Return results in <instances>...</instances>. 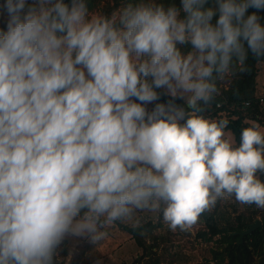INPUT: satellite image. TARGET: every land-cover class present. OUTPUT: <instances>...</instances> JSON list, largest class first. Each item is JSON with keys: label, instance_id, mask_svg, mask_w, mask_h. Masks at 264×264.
<instances>
[{"label": "clouds", "instance_id": "clouds-1", "mask_svg": "<svg viewBox=\"0 0 264 264\" xmlns=\"http://www.w3.org/2000/svg\"><path fill=\"white\" fill-rule=\"evenodd\" d=\"M2 7L0 264H58L66 237L97 241L133 210L183 230L228 195L264 209V131L236 142L204 114L235 63L264 57V0Z\"/></svg>", "mask_w": 264, "mask_h": 264}, {"label": "trees", "instance_id": "trees-1", "mask_svg": "<svg viewBox=\"0 0 264 264\" xmlns=\"http://www.w3.org/2000/svg\"><path fill=\"white\" fill-rule=\"evenodd\" d=\"M112 1L113 3L109 4L111 10L129 2V0ZM88 3L90 10L101 9V0H88ZM176 3L179 6V0H176ZM104 11L110 10L104 8ZM248 11L256 10L250 8ZM258 14L264 18V9L259 10ZM4 27L5 24H1L0 18V30L4 29ZM262 61H264V57L257 58L248 54L242 65L235 63L229 72V77L225 78L227 84H223V79L218 80V91L204 105V114L209 118L219 119L223 117L228 120L226 131H230L233 134L236 142L239 141L241 128L252 124L264 125V104L257 96V77L259 63ZM158 91L161 93L159 96L160 102L173 99L163 89ZM174 102L180 105L183 104V100L180 98H175ZM219 103L220 105H218ZM258 176L264 180V173H258ZM231 205L232 211H237L236 215L231 216L228 207L221 206L220 208L219 203L216 204L212 212H207L204 209L199 214L200 219L202 218L208 227V230L199 231V236L211 240L215 235H221L218 238L219 248L212 249L214 264H264V209L257 208L254 204H244L246 206L242 209L239 203H231ZM237 208H240L241 212H238ZM219 209H221V218L226 221V224L222 226L218 224V218L216 217ZM259 212H262V225L246 235L244 241L238 244L239 234H232L231 231L245 229L259 215ZM148 226L151 227V224H148ZM121 227L131 232L136 238L138 245L144 248L142 256L134 260L132 264H157L160 261V258L145 260L148 252L150 253L147 250L146 241L142 237V228L146 226H128L124 224ZM58 264H64V262H58ZM207 264H211V262Z\"/></svg>", "mask_w": 264, "mask_h": 264}, {"label": "rangeland", "instance_id": "rangeland-1", "mask_svg": "<svg viewBox=\"0 0 264 264\" xmlns=\"http://www.w3.org/2000/svg\"><path fill=\"white\" fill-rule=\"evenodd\" d=\"M112 3V0H101V9L93 11H104V8L111 11L109 4ZM2 5L3 0L0 1V18L1 24H5L7 14ZM229 74L227 73L222 78L223 84H227L225 78L229 77ZM257 82V96L264 98V61L259 63ZM147 107L151 109L152 104ZM226 132L233 137L230 131ZM217 203L220 208L221 206L228 207L231 216L237 214V211H232L231 203H239L241 209L248 205L236 201L233 195H228L222 199L218 198L214 204L206 208L207 212H212ZM240 208H237L238 212H241ZM220 212L221 209L216 213V217L218 224L222 226L226 224V221L221 218ZM261 216L262 212H259L256 217L261 218ZM124 224L146 226L142 228V237L145 239L147 250L150 253L148 252L145 260L160 258L157 264H207L208 262L214 264L212 249L219 248L218 238L221 235H215L211 240L199 236V231L208 230L199 215L196 221L186 229L169 228L167 222L162 220L159 209L133 210L127 216L111 221L104 225V236L97 241L91 240L88 236L66 237L58 246V262H64V264H132L134 260L142 256L144 248L138 245L131 232L121 227ZM148 224H151V227Z\"/></svg>", "mask_w": 264, "mask_h": 264}, {"label": "water", "instance_id": "water-1", "mask_svg": "<svg viewBox=\"0 0 264 264\" xmlns=\"http://www.w3.org/2000/svg\"><path fill=\"white\" fill-rule=\"evenodd\" d=\"M262 225V219L259 217L254 218V220L243 230L241 231H231L232 234H239V239L237 243L240 244L244 241L246 235L252 233L258 227Z\"/></svg>", "mask_w": 264, "mask_h": 264}, {"label": "built area", "instance_id": "built-area-1", "mask_svg": "<svg viewBox=\"0 0 264 264\" xmlns=\"http://www.w3.org/2000/svg\"><path fill=\"white\" fill-rule=\"evenodd\" d=\"M259 99H260V101H263L264 100L263 97H259ZM247 104H249V102H247ZM218 105H220V103Z\"/></svg>", "mask_w": 264, "mask_h": 264}, {"label": "crops", "instance_id": "crops-1", "mask_svg": "<svg viewBox=\"0 0 264 264\" xmlns=\"http://www.w3.org/2000/svg\"><path fill=\"white\" fill-rule=\"evenodd\" d=\"M262 131H264V125H260Z\"/></svg>", "mask_w": 264, "mask_h": 264}]
</instances>
